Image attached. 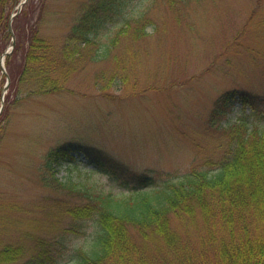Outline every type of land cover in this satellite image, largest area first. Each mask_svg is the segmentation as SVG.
I'll return each mask as SVG.
<instances>
[{
    "label": "rangeland",
    "instance_id": "1",
    "mask_svg": "<svg viewBox=\"0 0 264 264\" xmlns=\"http://www.w3.org/2000/svg\"><path fill=\"white\" fill-rule=\"evenodd\" d=\"M40 1H30L36 9L30 18L37 23L42 17L41 36L58 50L65 39L67 47L75 46L61 74L50 70L40 95L28 97L23 83L13 103H2L12 85L5 88L7 77L18 74L23 51L0 73V252L20 250L16 259L0 264H30L38 240L57 246L71 226L58 205L65 192L50 186L53 174L60 182L88 181L114 198L130 197L136 189L152 192L219 160L234 124L264 128V0L175 6L132 0L125 16L143 12L141 24L132 21L117 37L122 22L116 26L114 20L92 44L67 37L93 0H46L43 12ZM25 20L23 15L20 24ZM107 49L106 57L98 55ZM229 91L261 103L237 100L226 117L211 120L215 102ZM74 142L101 150L114 170H97L81 151L72 159L65 153L75 158L76 168L64 161L49 170L47 154ZM140 176L151 183L143 186ZM85 229L91 231L92 223ZM66 238L67 251L55 259L60 264H69L75 248L92 243L89 233Z\"/></svg>",
    "mask_w": 264,
    "mask_h": 264
},
{
    "label": "trees",
    "instance_id": "2",
    "mask_svg": "<svg viewBox=\"0 0 264 264\" xmlns=\"http://www.w3.org/2000/svg\"><path fill=\"white\" fill-rule=\"evenodd\" d=\"M20 1L9 0L7 4V0H0V58L11 42L9 21ZM30 1L13 21L16 45L7 56L6 65L20 51L23 58L18 74L10 77L12 85L5 96L10 104L23 83L28 97L44 93L47 90L44 84L50 81V70L58 69L61 74L75 46L67 47L65 39L58 50L42 37L40 21L46 0L40 1L42 12L37 23L30 18L32 12H36ZM131 1L93 0L72 26L68 40L97 43L98 34L114 20L116 26L122 22L117 28V37L125 35L132 21L140 25L144 19L143 12L125 16L126 6ZM168 1L175 6L177 2L191 0ZM23 15L26 20L21 25ZM140 31L138 27L133 34L138 36ZM108 53L107 49V53L99 51L98 55ZM237 100L242 103L250 100L255 107L261 103L258 97L249 98L244 92H226L215 102L211 120L226 117ZM79 151L86 154L97 170L106 174L114 170L115 165L103 158L101 150L76 142L52 149L46 156L47 168L54 170L64 161L76 168L75 158L70 159ZM204 166L206 168H194L178 181L168 182L152 192L136 189L132 196L119 199L104 194L88 181L60 182L53 174L50 186L55 191L65 192L67 197L59 200L58 205L71 219V226L57 246L38 240L37 254L30 264H60L55 259L67 251V245L64 247L67 235L84 236L86 233L92 236L90 247L75 248V256L67 261L69 264H264V128L234 124L229 129L223 155L219 160L207 161ZM139 182L147 186L151 180L149 176H140ZM86 222L92 223L89 232L85 229ZM19 252V249L0 252V263L13 261Z\"/></svg>",
    "mask_w": 264,
    "mask_h": 264
},
{
    "label": "water",
    "instance_id": "3",
    "mask_svg": "<svg viewBox=\"0 0 264 264\" xmlns=\"http://www.w3.org/2000/svg\"><path fill=\"white\" fill-rule=\"evenodd\" d=\"M9 30H10L11 35L13 36V44H12V48H13L14 45H15V36H14L13 29H12V21H11L10 24H9ZM7 53H9V52H6L5 55H6ZM9 83H10V80L8 79L7 85H6V87H5L6 89L8 88Z\"/></svg>",
    "mask_w": 264,
    "mask_h": 264
}]
</instances>
